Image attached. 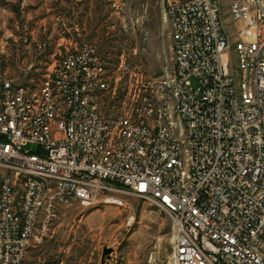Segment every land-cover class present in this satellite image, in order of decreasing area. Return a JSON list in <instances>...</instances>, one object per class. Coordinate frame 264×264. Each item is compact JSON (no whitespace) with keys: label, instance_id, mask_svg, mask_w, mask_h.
<instances>
[{"label":"built area","instance_id":"1","mask_svg":"<svg viewBox=\"0 0 264 264\" xmlns=\"http://www.w3.org/2000/svg\"><path fill=\"white\" fill-rule=\"evenodd\" d=\"M166 17L173 68L144 78L122 56L119 105L93 43L0 80V264L113 193L166 212L171 264H264V0H169Z\"/></svg>","mask_w":264,"mask_h":264},{"label":"rangeland","instance_id":"2","mask_svg":"<svg viewBox=\"0 0 264 264\" xmlns=\"http://www.w3.org/2000/svg\"><path fill=\"white\" fill-rule=\"evenodd\" d=\"M168 1L0 0V80L37 81L60 53L93 43L114 78L121 75L119 105L129 80L119 70L122 56L144 78L173 68ZM219 1L228 14L231 0ZM109 197L91 207L61 208L24 264H171L176 232L166 212L130 194ZM105 248L111 252L104 255Z\"/></svg>","mask_w":264,"mask_h":264},{"label":"water","instance_id":"3","mask_svg":"<svg viewBox=\"0 0 264 264\" xmlns=\"http://www.w3.org/2000/svg\"><path fill=\"white\" fill-rule=\"evenodd\" d=\"M111 252V250L110 249H108V248H105V250H104V255H106V254H108V253H110Z\"/></svg>","mask_w":264,"mask_h":264}]
</instances>
